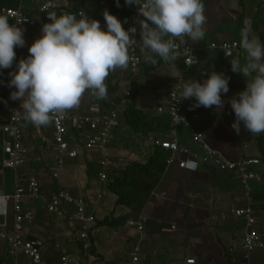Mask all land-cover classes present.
Returning <instances> with one entry per match:
<instances>
[{
	"label": "crops",
	"instance_id": "crops-1",
	"mask_svg": "<svg viewBox=\"0 0 264 264\" xmlns=\"http://www.w3.org/2000/svg\"><path fill=\"white\" fill-rule=\"evenodd\" d=\"M88 1L92 3L96 19L104 21L103 12L106 10L104 0ZM22 3L26 12L34 13V5L30 0H23ZM202 3L206 16L205 36L202 41L195 44L189 40L190 45L197 50L199 63L184 73L182 82L196 80L203 83L210 73L215 71L229 78V91L226 94L221 93L224 102L222 109H217L216 106L198 107L201 121L193 130L201 132L205 143L229 160L236 161L244 157H257L260 160L256 143L258 134L248 132L242 122L239 133L232 128L235 114L229 103L233 97L246 89L251 77L234 73L231 70L230 59H223L222 54L210 49L209 45L229 41L240 42L242 29L245 28L248 29L250 38L259 34L260 42L264 44V0L257 2L202 0ZM56 5L88 10L87 0L84 5L79 0H74L73 4L56 0ZM42 26L37 22L35 26L25 29V46L17 47L18 53L12 68L0 69V126L7 124L8 110L13 106L20 110L22 103L19 100L9 102L11 92L16 91L15 88L8 86L9 72L16 71L19 61L29 56L28 48L43 35ZM141 49L142 44L139 41L138 55L141 65L140 73L134 79L137 94L133 106L151 117L157 116L158 120L155 123L157 130L147 135L135 134L121 123L119 129L111 133L106 146L108 170L120 171L129 163L145 164L153 152L147 140L149 136L161 140L175 138L179 146L187 147L202 156V150L191 140L189 129L174 125L166 115L156 113L157 108L166 105L168 92L178 79V74L172 70L173 64L180 68L178 60L175 58L165 62L159 57H154L157 60L156 64L145 63V53ZM245 55L243 50L242 57L231 59H239L243 66ZM132 81L128 69L117 70L109 74L105 84L112 89L115 87L113 93L109 94L114 95L116 92L118 101L126 90L131 89ZM94 101L84 93L79 106L68 110L65 115L69 117L84 115ZM184 103L194 105L196 101L192 98L184 100ZM130 105L131 98H128L125 108ZM19 117L22 119V128L29 136L27 146L32 149V153L16 173L0 168V190L6 195H11L15 175L34 177L43 189V199L28 203V208L34 215L32 226L29 228V238L43 244L41 256L45 264H54L57 261L58 253L54 250L56 243L64 244L67 254L79 264H131L129 252L136 245H139L141 251L139 264H246L238 250L244 233V223L241 219H234L229 215L231 207L243 205L239 186L231 173L217 170L210 162H200L195 172L181 170L176 166L165 167L142 211L136 213L124 206L114 207L116 197L106 190L104 184L99 183L98 174H93L101 171L100 163L103 156L78 144L76 133H72L68 140L75 145L77 157L66 159L58 180H53L49 169L54 164V158L48 149L52 134L51 124L34 126L22 116ZM164 153L167 156L170 154ZM259 172L263 179L264 164L261 162ZM99 189L102 198L94 207L96 222L109 217L111 212L113 217L126 220L143 217L144 232L141 238L137 239L135 232L124 225L110 228L95 224L90 232L94 254L84 253L80 250V244L72 238L74 227L68 224L67 214L71 207L64 206L51 214L46 211V206L50 196L58 191H65L74 198L94 200ZM253 189L255 196L263 195V180L259 184L255 183ZM262 205V201H254L256 226L259 232L264 233ZM7 224L10 229L12 225L10 206ZM0 264H10L7 247L2 241ZM20 264L30 263L22 258ZM248 264H264V253H252Z\"/></svg>",
	"mask_w": 264,
	"mask_h": 264
},
{
	"label": "clouds",
	"instance_id": "clouds-1",
	"mask_svg": "<svg viewBox=\"0 0 264 264\" xmlns=\"http://www.w3.org/2000/svg\"><path fill=\"white\" fill-rule=\"evenodd\" d=\"M125 5L138 6L144 17L139 20V41L145 63L156 64L154 57L165 62L174 60L178 46L172 38H179L184 44L187 38L195 44L205 36L202 0H125ZM79 15L80 19L72 14L59 17L48 14L52 22L43 24V35L28 48L29 56L19 61L16 71L9 72L8 86L16 89L10 98L22 101L16 115L34 126H46L53 117L78 107L86 91L98 99H106L105 80L109 74L127 70L130 62L136 60L129 55V49L137 41L133 38L135 28L126 31L108 10L103 12L106 31L98 20H89L84 12ZM24 22L23 18L16 20V24ZM24 46V29L10 26L8 17L0 15V69L12 68L16 59L14 48ZM239 47L246 53L245 63L242 66L239 59H230L231 70L251 77V82L229 101L235 114L232 128L239 133L242 122L251 134H261L264 133V44L257 37L250 38L245 28ZM223 52L226 57L231 56L227 46ZM197 63L192 55L186 61L190 66ZM172 70L182 76L176 65L173 64ZM228 82L229 78L215 71L203 83L183 81L177 85L179 102L195 98L194 108L222 109L221 93L229 91ZM171 95L177 93L172 91ZM175 115L183 121L176 112Z\"/></svg>",
	"mask_w": 264,
	"mask_h": 264
},
{
	"label": "built area",
	"instance_id": "built-area-1",
	"mask_svg": "<svg viewBox=\"0 0 264 264\" xmlns=\"http://www.w3.org/2000/svg\"><path fill=\"white\" fill-rule=\"evenodd\" d=\"M19 0L17 8L2 9L0 14L6 15L9 19L10 26L15 25L22 29L33 27L37 22L41 25L51 23L48 14L55 13L57 17L62 14H72L80 19V12H84L89 20H97L91 14L87 13L83 8L73 11L66 6L56 5V0H30L34 5L35 16H30L26 12ZM257 2L258 0H247ZM66 4H73L74 0H64ZM18 18H23L26 22L16 24ZM121 21L123 28L127 31L135 28L134 39L136 43L129 49V55L136 58L135 62H130L128 67V75L130 80H134L140 73V57L139 38L140 24L139 20L144 19L138 12V6L131 12V17H117ZM101 29L106 30L105 21L98 20ZM169 39L170 37H165ZM174 39L177 44L175 58L180 64L179 72L184 75L188 70L197 64L190 66L186 64L190 55L198 60L197 50L192 47L186 38V43H182L179 38ZM238 41L211 43L210 49L217 50L222 54V58L229 60L233 57H242L243 49L239 47ZM231 50V56L226 57L225 48ZM182 76L178 75L177 81L167 95V103L163 107L156 109L159 115H166L172 124L180 125L191 131L192 142L202 150V156L193 152L184 146H179L176 139L161 140L152 136L147 138L151 146L160 148L169 152V156L165 161V167L176 166L177 168L189 172H195L200 162H210L214 168L222 172L231 173L239 186L243 205L241 207H231L229 215L234 219H241L244 223V233L241 237L238 250L241 253L245 263L248 264L250 256L254 252L264 253V233L257 229L256 219L254 218V189L253 185L262 182V175L259 172L260 160L257 157H244L236 161L225 158L220 153L212 150L204 141L201 132L193 130V127L199 125L201 116L198 108L193 105L185 104L184 100L179 102L177 85L182 83ZM8 80L11 77L8 75ZM176 92L177 95H171ZM95 101L90 105L88 111L84 115L69 117L67 115L53 117L50 124L52 126V134L50 136L48 149L52 152L54 164L50 167V175L53 180H58L59 172L62 171L66 159H74L77 157L75 145L67 141L72 133L78 132V144L82 145L86 150H95L103 156L101 161V171L98 174L100 184L107 182V171L109 169L108 159L106 158V146L111 133L118 130L119 113L125 107L127 99L131 95L130 88L126 90L124 95L116 102L117 93L107 96L106 99H98L90 91L85 92ZM106 102L107 107H103ZM9 102H14L9 98ZM104 108V109H103ZM175 109V111H174ZM15 106L8 110L7 124L0 126V168L16 173L17 169L23 165L28 156L31 155L32 149L27 146L29 136L21 126V118L16 115ZM182 117L183 121L177 119ZM73 131V132H72ZM43 189L34 177L15 175L14 188L11 195H6L0 190V241L7 247V255L10 264H20L22 258L26 259L30 264H45L41 250L43 244L38 240L29 238V228L32 226L34 215L33 211L28 208V203L36 202L43 199ZM102 198L100 189L96 191L95 199L89 200L83 197H71L65 191L53 193L47 203L46 211L55 213L64 206L71 207L67 214L68 224L73 228L72 238L80 244V250L84 253L89 252L91 243L89 241L90 232L96 224L94 216V207ZM10 206L12 213V225L8 228L7 217L8 208ZM145 218L139 217L137 220L127 221L125 227L135 232L137 239H140L144 232ZM54 250L58 253L57 261L54 264H79L71 256L67 254L65 245L56 243ZM141 251L139 245L134 246L129 252L131 264L140 263ZM191 263V262H190Z\"/></svg>",
	"mask_w": 264,
	"mask_h": 264
},
{
	"label": "trees",
	"instance_id": "trees-1",
	"mask_svg": "<svg viewBox=\"0 0 264 264\" xmlns=\"http://www.w3.org/2000/svg\"><path fill=\"white\" fill-rule=\"evenodd\" d=\"M78 1V0H76ZM84 5V0H79ZM106 10L115 17H131V12L135 8V5H125V0H119V7L117 6V0H104ZM19 0H0V12L2 9L7 8H17ZM92 3L87 0V9L85 11L91 14L94 18V9ZM79 8V7H78ZM78 8H72L73 11ZM1 15V14H0ZM30 16H35L31 14ZM240 25L242 24L241 20L239 21ZM243 31V29H242ZM256 37L261 38L259 34H256ZM115 88V87H114ZM112 89L110 86H107V96H111L115 89ZM131 98L132 105L121 110L119 113V124L121 123L127 126L133 133L147 135L148 133L157 130L155 126L158 117H151L137 109L133 106L137 88L134 80L131 83ZM107 101L103 103V107L106 108ZM117 102V101H116ZM103 108V109H104ZM162 121V120H161ZM73 132V131H72ZM77 137L79 133L76 132ZM69 138V137H68ZM67 138V141H69ZM257 149L260 154V162L264 164V133L258 134L256 137ZM153 152L151 157L145 164L129 163L122 170H108L107 171V182L105 183V188L108 192L112 193L115 197L114 207L124 206L126 208L132 209L136 213H140L149 199L151 193L155 189L160 176L162 175L165 169V161L168 158L165 155V150H162L157 147H153ZM100 172L93 173L99 174ZM89 175V173L87 174ZM263 187H264V175H263ZM254 201H262L263 211H264V194L259 196L253 195ZM114 211V209H113ZM113 212L110 213L109 217H105L102 220L96 222V226H107L110 228H117L123 226L126 222L125 218H115L113 217ZM96 219V217H95ZM89 241L91 243V249L89 250L90 254H94V248L92 247V239L89 236Z\"/></svg>",
	"mask_w": 264,
	"mask_h": 264
},
{
	"label": "rangeland",
	"instance_id": "rangeland-1",
	"mask_svg": "<svg viewBox=\"0 0 264 264\" xmlns=\"http://www.w3.org/2000/svg\"><path fill=\"white\" fill-rule=\"evenodd\" d=\"M14 50H15V53L17 54V53H18L17 47H15ZM127 221H130V220L127 219L126 222H127ZM126 222H125V224H126ZM125 224H124V226H125ZM74 260H75V259H74ZM76 262H77V261H76Z\"/></svg>",
	"mask_w": 264,
	"mask_h": 264
}]
</instances>
